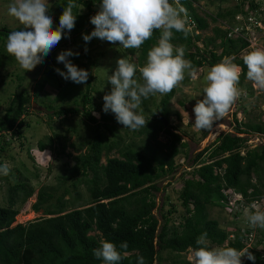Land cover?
I'll return each mask as SVG.
<instances>
[{
    "label": "trees",
    "instance_id": "16d2710c",
    "mask_svg": "<svg viewBox=\"0 0 264 264\" xmlns=\"http://www.w3.org/2000/svg\"><path fill=\"white\" fill-rule=\"evenodd\" d=\"M197 1L179 0L180 6L187 10V17L195 25L186 37L182 32L173 31L171 43L177 47L185 46L184 58L191 61L195 70L203 66L210 68L226 56L234 57L233 62L242 69L239 81L241 85L247 79V68L241 53L249 43L243 38L231 39L228 37V29L221 31L214 28V36L204 41L203 49L197 47L196 44L201 40L198 32L208 27L206 21L197 14V6L194 5ZM246 1H249L251 12L258 9L254 1L240 0L233 8L212 17V22L218 19L234 20L237 13L246 15L243 11ZM74 2L77 7L73 12L77 14V19L72 32L89 34L94 30L90 18L99 11L101 0ZM67 3L68 0L57 3L61 15ZM52 20L53 26L58 27L59 17ZM9 32L6 28L0 29V35L5 38ZM160 36L161 30H155L152 38L145 41L139 49L129 50L133 55L138 53L136 63L139 66L146 63L148 51L157 44ZM216 48L221 49L219 55L215 52ZM84 57L87 58L88 55L84 54ZM70 58L79 59L75 55ZM93 78L89 74L87 88L75 105L49 108L53 111L49 115L50 120L52 116L79 115L93 126L90 140L86 142L87 153L73 156L75 165L71 169L72 173L83 178L90 202L68 211L63 196L69 190H65L52 203L54 196L51 188L41 187L35 193L24 182L10 186L7 206H0V264H103L102 260L93 256V249L100 247L102 240L113 242L118 250L121 242H127L128 248L120 250L126 251L127 255L118 264H137L138 256H143L146 264H155L157 260L191 264L177 259L182 253L197 247V238L205 232L210 247H221L227 243L225 247L238 250L247 248L255 260L250 261L244 256L241 257L242 264H264V229L250 228L246 223L244 228L232 226L234 231L230 233L209 215L210 208H229L234 194L240 195L241 200L235 203L234 211L229 215L230 224H234L244 214L245 208L264 199V183L257 185L252 181V175H258L260 166L264 163V146L245 150L246 138L238 137L264 134V121L243 123L236 119L237 112H234L236 133L226 135L224 149L218 150L210 146L195 155L192 159L194 168L190 173L191 177L183 180L182 189L178 193L183 213L179 223L175 225L172 219V214L176 211L174 206L170 204V209L167 210L163 206L168 198L159 208L155 199L161 190L158 182L172 176L177 167L176 158L180 154H186L187 143L183 142L181 135L171 131L170 126H164L157 117L159 113L169 123L168 105L174 89L162 95L158 104L152 101L153 110L149 107L151 97L142 101V114L148 113L149 117H145V120L149 121L145 128L131 131L136 132L137 136L146 137L148 143L143 144L142 148L134 144L121 146V139L115 140L119 124L115 115H111V111H102L99 119L92 116L93 112L99 110V104H95L89 86ZM32 106L31 96L26 91H20L11 97L4 115L0 117L1 154L12 144V140L19 141L22 138L21 129L27 125L23 118ZM159 133L165 135V142L158 140ZM48 138L51 146L54 138ZM64 147L61 146V152ZM45 148L39 142L38 149L43 152ZM113 151L117 152L118 157L109 156ZM204 155L207 158H203ZM102 157L105 158L104 163H101ZM79 181H75L73 187ZM34 193L36 198L31 210L34 213L41 212L42 216L14 225L20 211L19 206ZM156 209L158 216L154 213ZM235 234L236 239L231 237ZM163 253L167 255L166 258L161 256Z\"/></svg>",
    "mask_w": 264,
    "mask_h": 264
},
{
    "label": "rangeland",
    "instance_id": "374dc122",
    "mask_svg": "<svg viewBox=\"0 0 264 264\" xmlns=\"http://www.w3.org/2000/svg\"><path fill=\"white\" fill-rule=\"evenodd\" d=\"M239 1L198 0L194 4L197 6V14L208 24L205 30L198 32L201 40L196 44L197 47L203 49L204 41L214 36V28H219L221 31L225 29L238 31L240 27L250 25L249 19L251 21L255 19L258 25L255 26L257 29L251 32L253 36L250 35L251 33L247 36L250 45L241 55L244 57L254 47H264V0H252L258 5V9L255 12L249 10V1H246L243 5V11L246 15L237 13L234 16V20L218 19L216 22H212V17L233 8ZM11 2L12 0H0V29L6 28L10 32L22 30L23 26L8 15V5ZM59 2L60 0H48L50 5L49 13L52 19L61 16V12L57 9V3ZM52 27L55 30L53 25ZM82 34L87 35L86 33H74L71 30L68 32V38H62L51 50L50 54L44 57L43 63L38 64L32 71L25 72L15 59L7 53V38L0 35V117L4 115L11 97L20 91H26L31 96L32 104H34L23 118L27 125L21 129L22 138L19 141L12 140V144L2 154L0 153L1 165L5 162L10 165L9 174L7 176L0 175V206H7L9 187L18 182H24L27 186L33 188L35 193L41 187L53 189L51 190L54 196L52 203H55V199L63 195L65 190H69L70 192L63 196V201H65L68 211L80 208L90 202L83 178L76 173H72L71 169L75 165L72 157L80 153H87L88 146L86 147V142L88 143L90 140L93 126L79 115L67 117L52 116L51 120L49 119V115L53 114L52 109H49L50 106L56 109L61 106L75 105L76 100L79 101L82 93L85 92L90 80L88 78L86 84H75L71 81H65L55 71L58 68L66 72L64 64L58 63L56 58L63 51L71 50L73 53H79L78 56L75 55V57H79L78 60L70 57L68 59L79 69L89 71L91 76L94 77L89 86L95 104L99 105L104 103L103 96L111 91L112 86L107 82V75L110 76L115 71L118 59L128 57L132 63L138 67L141 66L136 63L137 52L135 56L130 53V49H124L118 42L111 44L97 38H93L86 43L82 39ZM230 38L237 39V33L234 35L230 34ZM85 48H87V52L84 51ZM220 51V48L215 50L217 55L220 54ZM84 54L88 55V57L85 58ZM208 70V66L198 68L194 76L186 72L184 81L174 88V95L168 105L170 116L167 126L171 127V131L181 135L183 142L187 143V148L186 154H180L176 158L177 167L174 174L158 182L161 190L156 194L155 199L159 208L168 198V202L163 206L165 210L170 209V204L174 206L176 211L172 214V219L175 225L179 223L180 215L183 213L178 193L182 189L183 180L191 177L190 173L194 168L192 159L195 155L210 146L218 150L224 149V144L227 142L226 135H235L236 133L233 120L234 112H237L235 115L236 119L243 123L264 121V91L258 90L251 81L246 79L241 85L238 84V88L242 90V95L226 116L216 122L211 133L195 129L194 123H192L194 120L193 108L196 101L203 98L205 76ZM140 76L141 74L137 71L136 78L140 79ZM39 87L42 88L39 89ZM249 88L251 90H248ZM248 93H250V96H247ZM150 97L152 100H150L151 102L148 100L150 102L148 103L150 109L153 110L152 101L158 104L162 95L156 94ZM99 105V110L92 113V116L96 119L100 118L103 111V105ZM142 106L141 104L143 112ZM177 116H179V119ZM144 117H149V114H144ZM54 135L55 137H53ZM48 137L54 138L51 146H49L50 140ZM238 137L246 138L245 150L264 146V134L238 135ZM118 139H121V146L134 144L136 147L142 148L143 144L148 143L146 137L137 136L136 132L126 130L121 124L117 125V137L115 140ZM158 140L165 142V135L159 133ZM39 142L45 145L46 148L43 152L50 155L52 161L43 158L41 152L37 151ZM61 146H65L62 152ZM226 154L227 152H225ZM109 156L118 157V154L113 151ZM203 158H207V155H204ZM104 162L105 158L102 157L101 163ZM75 181L79 182L76 187H73ZM252 181L257 183V185L264 183V163L260 166L259 174L252 175ZM35 193L23 205L19 206L20 211L15 218L14 225L26 223L42 216L41 212L34 213L31 210V205L35 203ZM238 199L239 197L236 198V200ZM230 202L234 204V201ZM256 204L259 205L261 210H264V203L259 202ZM230 210H233V208L223 209V207L216 206L209 209V215L212 219L217 220L219 225L226 227L232 233L234 231L232 226L244 228L247 223V217L244 212L239 220L237 219L234 224H230ZM154 213L158 216L157 209L154 210ZM235 235L231 237L236 239L237 235ZM226 245L227 243H224L221 247ZM161 256L163 258L167 257L165 253L161 254ZM179 260L191 263L190 250L182 253L177 261ZM155 264L174 263L169 260H157Z\"/></svg>",
    "mask_w": 264,
    "mask_h": 264
},
{
    "label": "clouds",
    "instance_id": "9594fccd",
    "mask_svg": "<svg viewBox=\"0 0 264 264\" xmlns=\"http://www.w3.org/2000/svg\"><path fill=\"white\" fill-rule=\"evenodd\" d=\"M49 7L48 0H12L8 5V15L23 27L22 30L8 34L6 51L24 72L32 71L43 63L44 57L50 54L62 38H68V32L74 28L77 19V14L73 12L77 7L74 0H68L64 6L59 26L55 30ZM90 23L94 25V30L87 35L82 34L86 43L97 38L111 44L118 42L124 49H139L152 38L155 30H161V36L148 51L143 66L138 67L128 57L116 61L115 71L107 75L111 91L103 96L102 110L105 113L111 111L124 128L132 131L145 128L149 119L145 120L142 114V101L156 94L172 92L184 81L186 72L195 75L196 70L191 61L184 58L185 46L177 47L171 43L173 31L182 32L186 37L194 23L187 17V10L180 6L179 0H101L99 11L90 18ZM243 36L244 30L238 38ZM84 51L87 52V48ZM74 55L78 56L79 53L71 50L61 52L56 59L58 63L64 64L66 72L58 68L55 71L65 81L86 84L90 73L79 69L68 59ZM233 60L234 57L226 56L207 71L203 98L197 100L193 108L192 123L195 129L211 133L216 122L226 116L242 95V90L238 88L242 69ZM243 63L247 68V79L255 88L264 91V47H254L243 57ZM137 71L141 74L140 79L136 78ZM41 155L51 160L47 153L41 152ZM9 172L10 165L7 162L0 165V175L7 176ZM240 200L241 196L234 194L231 200L234 204L230 202L229 208H234ZM259 202L264 203V199ZM259 202L245 209L250 228L264 229V210L256 204ZM196 245L190 250L191 264H242L241 257L244 256L250 261L255 260L247 248L210 247L206 232L197 238ZM127 248L126 241L119 245L120 250ZM120 250L113 242L102 240L100 247L93 249V256L102 260L103 264H118L127 255L126 251ZM137 264H146L145 258L138 256Z\"/></svg>",
    "mask_w": 264,
    "mask_h": 264
},
{
    "label": "built area",
    "instance_id": "2783aa9c",
    "mask_svg": "<svg viewBox=\"0 0 264 264\" xmlns=\"http://www.w3.org/2000/svg\"><path fill=\"white\" fill-rule=\"evenodd\" d=\"M250 21H249V26H245V27H240L239 29H238V31H234V30H232L231 29V31L229 32V34H228V36L230 37V34H232V35H234L235 33H237V36H242V31L244 30L245 31V36H243V38L245 39V40H247L248 42H249V45H250V41H249V39H248V35L251 33V32H253V31H255L256 30V27L255 26H257L258 25V23H257V21L255 20V19H252V21H251V19H249ZM251 36H253V34L251 33L250 34Z\"/></svg>",
    "mask_w": 264,
    "mask_h": 264
},
{
    "label": "water",
    "instance_id": "95a60500",
    "mask_svg": "<svg viewBox=\"0 0 264 264\" xmlns=\"http://www.w3.org/2000/svg\"><path fill=\"white\" fill-rule=\"evenodd\" d=\"M34 105V104H33ZM157 117L163 122V124L166 126L167 125V122L166 120L158 113L157 114Z\"/></svg>",
    "mask_w": 264,
    "mask_h": 264
}]
</instances>
